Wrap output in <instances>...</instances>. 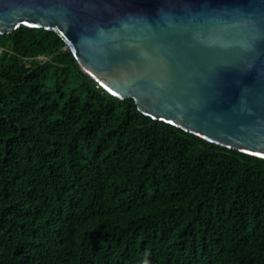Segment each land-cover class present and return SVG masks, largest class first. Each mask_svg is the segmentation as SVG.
<instances>
[{"label":"trees","instance_id":"obj_1","mask_svg":"<svg viewBox=\"0 0 264 264\" xmlns=\"http://www.w3.org/2000/svg\"><path fill=\"white\" fill-rule=\"evenodd\" d=\"M65 46L0 35V264H264V158L144 114Z\"/></svg>","mask_w":264,"mask_h":264},{"label":"water","instance_id":"obj_2","mask_svg":"<svg viewBox=\"0 0 264 264\" xmlns=\"http://www.w3.org/2000/svg\"><path fill=\"white\" fill-rule=\"evenodd\" d=\"M21 27L144 114L264 158V0H0V35Z\"/></svg>","mask_w":264,"mask_h":264},{"label":"built area","instance_id":"obj_3","mask_svg":"<svg viewBox=\"0 0 264 264\" xmlns=\"http://www.w3.org/2000/svg\"><path fill=\"white\" fill-rule=\"evenodd\" d=\"M46 58V56H41V57H39V59L40 60H43V59H45ZM99 86H101L102 87V85L101 84H99L98 82H97V87H99Z\"/></svg>","mask_w":264,"mask_h":264},{"label":"rangeland","instance_id":"obj_4","mask_svg":"<svg viewBox=\"0 0 264 264\" xmlns=\"http://www.w3.org/2000/svg\"><path fill=\"white\" fill-rule=\"evenodd\" d=\"M0 53H1V49H0Z\"/></svg>","mask_w":264,"mask_h":264}]
</instances>
